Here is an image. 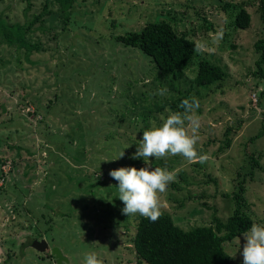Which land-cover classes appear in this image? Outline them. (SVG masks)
<instances>
[{
  "label": "rangeland",
  "instance_id": "rangeland-1",
  "mask_svg": "<svg viewBox=\"0 0 264 264\" xmlns=\"http://www.w3.org/2000/svg\"><path fill=\"white\" fill-rule=\"evenodd\" d=\"M261 1L78 0L68 25L58 14L46 29L35 25L28 37L42 49L31 61L25 48L0 44V264H59L50 248L41 253L31 245L36 239L60 248L63 264H85L90 252L103 264H137L139 214L122 212L109 172L145 167L143 158H131L143 131L167 110L183 112L182 100L193 96L200 102L197 149L208 159H153V167L177 174L160 197L163 211L186 230L214 225V214L226 221L245 179L254 222L264 224V75L256 73L255 46L264 35ZM45 2L0 0V25L27 26ZM235 4L252 15L246 29L233 25ZM160 19L208 45L183 77L161 73L150 56L119 39ZM202 58L227 70L222 83H193ZM241 236L225 243L231 264H243Z\"/></svg>",
  "mask_w": 264,
  "mask_h": 264
},
{
  "label": "trees",
  "instance_id": "trees-1",
  "mask_svg": "<svg viewBox=\"0 0 264 264\" xmlns=\"http://www.w3.org/2000/svg\"><path fill=\"white\" fill-rule=\"evenodd\" d=\"M75 1L78 0H46L43 10L36 13L27 26L16 23L7 29L0 25V33L3 35L0 44L7 43L16 45L18 49L25 48L27 59L31 61V53L41 50L42 47L40 41H33L32 37H28L29 33L36 29L35 25L38 23L40 26L37 27L46 29L45 23L54 14H58L68 25L69 13ZM56 2L60 6L59 10L55 11L51 6ZM261 3V17L264 22V0ZM232 8L234 27L248 28L252 20L251 13L243 5L235 4ZM119 39L124 44L137 47L150 56L161 73L175 77H183L197 54L194 51L195 40L189 38L186 33L178 32L170 21L163 19L147 21L141 30L130 31L126 35L119 36ZM255 46L259 53L257 60L259 70L256 73L261 72L264 75V35L256 41ZM226 76L227 70L223 66L202 58L193 83L201 88H208L215 83H222ZM189 93L188 91L186 95ZM260 94L264 95V91ZM163 107L162 104L156 105L155 108ZM172 107L176 108V104ZM150 111L152 108L148 110ZM147 115L148 113L144 120H147ZM231 142V137H228L223 148L229 146ZM253 161L255 165L259 163L255 158ZM253 169L252 166L251 174ZM246 190V180L243 179L233 195L235 209L226 221L214 214V225L195 226L186 230L175 223L170 213L163 210V215L156 222L139 215L136 233L132 240L138 255L137 264H231L232 257L227 252L225 243L242 235L254 222Z\"/></svg>",
  "mask_w": 264,
  "mask_h": 264
},
{
  "label": "clouds",
  "instance_id": "clouds-1",
  "mask_svg": "<svg viewBox=\"0 0 264 264\" xmlns=\"http://www.w3.org/2000/svg\"><path fill=\"white\" fill-rule=\"evenodd\" d=\"M223 37V31H218L214 43ZM207 43L197 40L194 51L203 53ZM167 89H160L163 96ZM183 112L167 110L166 117H161L159 124L153 122L151 127L143 131L142 139L132 155V159L143 158L145 167H121L113 169L109 175L118 182V197L123 202L122 212L127 216L139 214L152 222L163 215L164 203L161 195L168 185L177 179L174 170L165 167H153L154 160H167L169 157L181 156L188 163H205L206 154H200L197 149L199 142V119L196 110L200 102L196 97L185 98L179 105ZM124 152L116 159L123 157ZM115 160V159H114ZM241 255L243 264H264V224L253 222L251 227L243 232L241 238ZM85 264H103L95 252L85 255Z\"/></svg>",
  "mask_w": 264,
  "mask_h": 264
},
{
  "label": "water",
  "instance_id": "water-1",
  "mask_svg": "<svg viewBox=\"0 0 264 264\" xmlns=\"http://www.w3.org/2000/svg\"><path fill=\"white\" fill-rule=\"evenodd\" d=\"M32 246L37 249L38 251L44 252L47 249L50 248V244L46 239H42V240H34L32 243ZM52 249V253L55 255L57 262L59 264H63L64 259L68 260L61 252L60 248L58 247H53Z\"/></svg>",
  "mask_w": 264,
  "mask_h": 264
},
{
  "label": "flooded vegetation",
  "instance_id": "flooded-vegetation-1",
  "mask_svg": "<svg viewBox=\"0 0 264 264\" xmlns=\"http://www.w3.org/2000/svg\"><path fill=\"white\" fill-rule=\"evenodd\" d=\"M49 244H50V243H49ZM31 245H32V244H31ZM51 248H52V247H51V245H50V249H51ZM36 250H37V249H36ZM47 250H49V249H47ZM47 250H46V251H47ZM51 251H52V249H51ZM44 252H45V251H44ZM41 253H43V252H41ZM49 253H50V252H49ZM56 260H57V259H56Z\"/></svg>",
  "mask_w": 264,
  "mask_h": 264
}]
</instances>
